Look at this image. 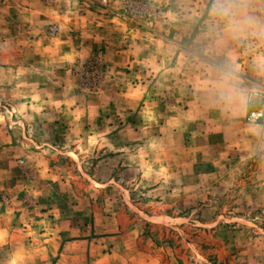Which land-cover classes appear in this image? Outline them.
Returning a JSON list of instances; mask_svg holds the SVG:
<instances>
[{"label":"rangeland","instance_id":"374dc122","mask_svg":"<svg viewBox=\"0 0 264 264\" xmlns=\"http://www.w3.org/2000/svg\"><path fill=\"white\" fill-rule=\"evenodd\" d=\"M124 1L146 11L96 7L156 36L171 20V42H146L165 52L154 67L141 58L111 73L106 49L68 64L83 92L117 83L87 126L110 129L109 147L83 137L79 148L47 121H26L7 103L23 92L9 97L0 84V264H264V125L249 120L248 101L264 91V42L221 40L210 0ZM251 8L264 17V0ZM95 62L99 74L84 76ZM222 67L235 70L246 103L219 99Z\"/></svg>","mask_w":264,"mask_h":264},{"label":"crops","instance_id":"0c3cea01","mask_svg":"<svg viewBox=\"0 0 264 264\" xmlns=\"http://www.w3.org/2000/svg\"><path fill=\"white\" fill-rule=\"evenodd\" d=\"M96 2L6 0L1 3L0 84L5 85L9 97L16 91L23 92L22 100H8L7 103L23 106L26 121H47L58 129L60 136L75 139L71 142L75 141L79 148L83 147V139L78 138L103 137L105 149L110 146L105 145V137L111 135L110 129L87 126L90 121L94 125L100 120L101 101H105L110 94L108 89H113L117 83L100 93L83 92L69 76L68 64L91 58L99 50L106 49L111 73L121 72L129 65L133 67L141 58L151 61L154 67L153 62L158 64L161 53L165 54L156 48L160 38L171 42V20L166 35L156 36L128 28L126 23L103 14ZM52 24L59 25L55 36L47 32ZM146 42L156 47L146 46ZM10 151L14 148L10 147ZM4 167L0 161V169ZM10 235L8 231L6 238ZM1 239L0 245L3 244Z\"/></svg>","mask_w":264,"mask_h":264},{"label":"clouds","instance_id":"9594fccd","mask_svg":"<svg viewBox=\"0 0 264 264\" xmlns=\"http://www.w3.org/2000/svg\"><path fill=\"white\" fill-rule=\"evenodd\" d=\"M252 2L253 0H210L208 15L221 40L228 38L241 41L252 37L264 42V17L252 14ZM218 73L215 87L219 99L225 105L246 103L247 93L239 86L235 70L222 67L218 69Z\"/></svg>","mask_w":264,"mask_h":264},{"label":"built area","instance_id":"2783aa9c","mask_svg":"<svg viewBox=\"0 0 264 264\" xmlns=\"http://www.w3.org/2000/svg\"><path fill=\"white\" fill-rule=\"evenodd\" d=\"M106 1L107 0H105V2ZM120 1H122L123 4L125 3V6L130 10L135 8V11L137 13H142L146 11L145 3L139 4L134 1H129V2L124 0H120ZM85 70L91 72L93 76H96L99 74L100 67L99 64L96 62L93 64H88L86 67L83 68L82 74L84 76H85ZM248 101L251 105V109L249 112V120L251 122L264 125V91L261 90L251 91L248 95Z\"/></svg>","mask_w":264,"mask_h":264}]
</instances>
